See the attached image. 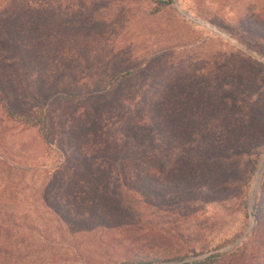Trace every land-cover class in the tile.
<instances>
[{
    "label": "rangeland",
    "instance_id": "obj_1",
    "mask_svg": "<svg viewBox=\"0 0 264 264\" xmlns=\"http://www.w3.org/2000/svg\"><path fill=\"white\" fill-rule=\"evenodd\" d=\"M165 1L16 0L0 17V89L25 116L49 108L54 143L92 172L63 176L56 144L0 107V264H186L254 231L245 237L264 176V0L154 12ZM81 89L91 94L65 98ZM139 177L140 231L113 215L106 189Z\"/></svg>",
    "mask_w": 264,
    "mask_h": 264
},
{
    "label": "trees",
    "instance_id": "obj_2",
    "mask_svg": "<svg viewBox=\"0 0 264 264\" xmlns=\"http://www.w3.org/2000/svg\"><path fill=\"white\" fill-rule=\"evenodd\" d=\"M14 1L16 0H0V17ZM171 3L172 2L170 0L160 2L162 6L155 7L154 12L161 11L162 8L170 5ZM135 73V70L127 69L115 73L108 79H103L101 82L102 90L111 91L117 89V87H119V85L123 81L131 78ZM89 94H91V91L81 89L80 91L69 93L67 96H65V98L77 103L86 99ZM21 95L29 101L33 100L28 93L21 91ZM0 107L7 118L19 121L21 124L29 128H37L46 143L51 145L56 144V153L61 158L63 166V176L70 174L71 170L73 175H79L81 176V178H88L92 174L91 168L89 166V157L73 153L72 151L67 149L65 145H61V141H57L56 143H54L52 135L48 129L51 120L49 108L41 110L36 116H25L15 110L11 101L1 89ZM147 131H149L150 133L151 127H149V130ZM258 160L259 158L256 156L250 161L249 171L251 172V174H254L256 172L259 163ZM153 177L156 176L153 175ZM115 182L116 181L109 180L106 186V189L111 195L108 202L110 203V208L113 211V215L117 213L120 214V218H123V225L133 227L136 230L140 231V177L136 180V182H130L129 185L125 188L118 186ZM148 188L149 189H147V191L152 193L155 192L152 187ZM245 188L247 191L249 188L248 183H245ZM247 203L248 196L245 197V210L248 208ZM254 209L257 216V225L244 244L238 246L234 251L230 253H213L203 260H195L193 263L186 264H264V176L258 197L254 204ZM88 217L92 221H95L94 219H96L98 215L89 212ZM99 217L102 219H106L105 216ZM113 218H111V220H113ZM84 219L86 218H82L81 220L84 221ZM236 238H239V236L235 235L232 239H229L224 244L218 246L217 249L226 244H230ZM212 250L214 249H211V251ZM199 254L200 252H197L195 249H191L187 257H195ZM184 258L185 257L180 255H171L166 257V260L169 262H174L181 261ZM144 263H150V261L137 255L134 257H128L127 260L122 262L121 264Z\"/></svg>",
    "mask_w": 264,
    "mask_h": 264
},
{
    "label": "water",
    "instance_id": "obj_3",
    "mask_svg": "<svg viewBox=\"0 0 264 264\" xmlns=\"http://www.w3.org/2000/svg\"><path fill=\"white\" fill-rule=\"evenodd\" d=\"M263 170H264V159H263V161L261 163V166H260V171L262 172ZM255 196H256V193L252 192L251 195H250V199H249V213H250V216L252 218V225H251L250 229L246 232L245 237H247L249 235V233L251 232L252 228L255 226V224L257 222L256 215H255V212H254Z\"/></svg>",
    "mask_w": 264,
    "mask_h": 264
}]
</instances>
